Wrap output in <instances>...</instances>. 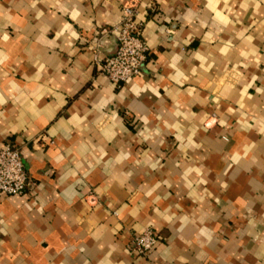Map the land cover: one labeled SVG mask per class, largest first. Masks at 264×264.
Listing matches in <instances>:
<instances>
[{
	"label": "crops",
	"instance_id": "obj_1",
	"mask_svg": "<svg viewBox=\"0 0 264 264\" xmlns=\"http://www.w3.org/2000/svg\"><path fill=\"white\" fill-rule=\"evenodd\" d=\"M129 1L0 0V148L28 180L0 264H264V0H139L117 86L92 59Z\"/></svg>",
	"mask_w": 264,
	"mask_h": 264
},
{
	"label": "built area",
	"instance_id": "obj_2",
	"mask_svg": "<svg viewBox=\"0 0 264 264\" xmlns=\"http://www.w3.org/2000/svg\"><path fill=\"white\" fill-rule=\"evenodd\" d=\"M139 0H130L120 10V20L110 29L116 37L115 51L99 59L94 53L93 62L99 63L100 72L117 86L139 75L149 50L143 36L142 23L137 19ZM104 32L108 30L103 29ZM27 173L16 144H7L0 148V197L4 195H21L26 192ZM157 233L146 228L134 236L129 248L138 255L147 254L156 244Z\"/></svg>",
	"mask_w": 264,
	"mask_h": 264
}]
</instances>
